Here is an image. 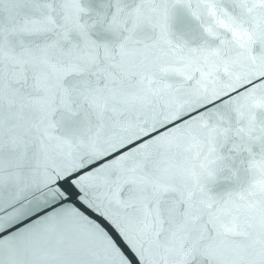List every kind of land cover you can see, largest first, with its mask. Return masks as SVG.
I'll list each match as a JSON object with an SVG mask.
<instances>
[{
  "label": "snow or ice",
  "instance_id": "snow-or-ice-1",
  "mask_svg": "<svg viewBox=\"0 0 264 264\" xmlns=\"http://www.w3.org/2000/svg\"><path fill=\"white\" fill-rule=\"evenodd\" d=\"M0 264H264V0H0Z\"/></svg>",
  "mask_w": 264,
  "mask_h": 264
}]
</instances>
